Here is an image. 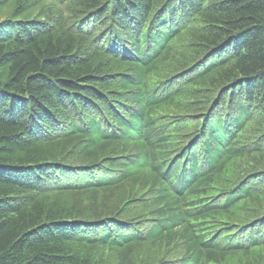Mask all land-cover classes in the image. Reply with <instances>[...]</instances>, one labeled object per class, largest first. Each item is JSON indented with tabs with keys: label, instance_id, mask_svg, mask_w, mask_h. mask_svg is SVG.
<instances>
[{
	"label": "trees",
	"instance_id": "obj_1",
	"mask_svg": "<svg viewBox=\"0 0 264 264\" xmlns=\"http://www.w3.org/2000/svg\"><path fill=\"white\" fill-rule=\"evenodd\" d=\"M0 15V264H264V0Z\"/></svg>",
	"mask_w": 264,
	"mask_h": 264
},
{
	"label": "rangeland",
	"instance_id": "obj_2",
	"mask_svg": "<svg viewBox=\"0 0 264 264\" xmlns=\"http://www.w3.org/2000/svg\"><path fill=\"white\" fill-rule=\"evenodd\" d=\"M2 17V15H0V18Z\"/></svg>",
	"mask_w": 264,
	"mask_h": 264
},
{
	"label": "bare ground",
	"instance_id": "obj_3",
	"mask_svg": "<svg viewBox=\"0 0 264 264\" xmlns=\"http://www.w3.org/2000/svg\"><path fill=\"white\" fill-rule=\"evenodd\" d=\"M8 107V106H7ZM9 109V108H8ZM33 112V111H32Z\"/></svg>",
	"mask_w": 264,
	"mask_h": 264
}]
</instances>
